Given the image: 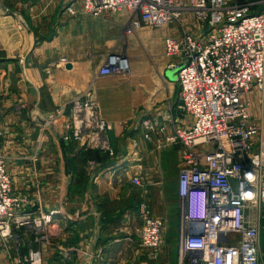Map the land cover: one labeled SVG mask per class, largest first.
Wrapping results in <instances>:
<instances>
[{"label":"crops","instance_id":"crops-1","mask_svg":"<svg viewBox=\"0 0 264 264\" xmlns=\"http://www.w3.org/2000/svg\"><path fill=\"white\" fill-rule=\"evenodd\" d=\"M134 17L86 15L81 0H0V157L12 194L54 211L45 243L31 237L43 264H179L182 149L161 146L157 131L144 141L140 123L148 118L166 133L171 124L190 125L176 109V74L162 57L164 39L180 31L143 26L125 38ZM123 52L128 74H97L108 55ZM249 95L256 94L243 96L248 106ZM76 102L95 104L111 125L103 146L93 132L71 137ZM140 205L164 221L154 261L138 241ZM17 251L3 242L0 264L16 263Z\"/></svg>","mask_w":264,"mask_h":264},{"label":"built area","instance_id":"built-area-1","mask_svg":"<svg viewBox=\"0 0 264 264\" xmlns=\"http://www.w3.org/2000/svg\"><path fill=\"white\" fill-rule=\"evenodd\" d=\"M261 6L254 12L255 6ZM90 16L127 11L135 16L128 33L140 27L178 23L180 37L164 41L170 70L179 86L176 109L188 127L164 126L145 119L144 139L157 131L162 145L182 149L178 175L181 198L179 264H264V130L251 118L243 96L257 92L264 107V0H81ZM192 17L193 30L182 26ZM190 17V18H191ZM65 62L64 59L60 60ZM129 61L110 54L99 76L126 75ZM70 114L71 137L93 132L101 139L111 125L95 104L76 102ZM140 186L138 177L132 178ZM15 196L0 157V237L10 230H33L34 242L47 239L54 211L32 208ZM138 241L151 259L161 246L164 221L140 207ZM39 264L36 254L29 255Z\"/></svg>","mask_w":264,"mask_h":264},{"label":"rangeland","instance_id":"rangeland-1","mask_svg":"<svg viewBox=\"0 0 264 264\" xmlns=\"http://www.w3.org/2000/svg\"><path fill=\"white\" fill-rule=\"evenodd\" d=\"M82 11V10H81ZM120 12H127V11H120ZM120 12H115V13H112V12H110L111 14H120ZM104 13H106V12H104ZM104 13H102V14H104ZM101 14V15H102ZM191 17V16H190ZM189 16L184 20V22L182 23V26L184 27V28H186V29H188V30H193L192 29V26H194L195 25V22H194V20L192 19V17L190 18ZM128 24L129 23H127L126 25H125V27H124V36H125V38L127 37V36H131V34H133V32H130V33H128V31H127V27H128ZM169 25H172L173 26V28L176 30V31H178V29H179V31H180V27L181 26H179L178 25V23H176V24H169ZM169 25H167V27L169 26ZM172 26H170V27H172ZM145 28H147V29H149V30H151V31H153V30H157V29H162V27L161 28H149V27H146V26H144ZM166 27V26H165ZM141 28V27H140ZM135 32V31H134ZM181 33V32H180ZM167 38H169V37H167ZM167 38H165V39H167ZM165 39H164V41H165ZM164 41H163V51H162V57L165 59V66H166V69L168 70H170V68H169V66H170V60L165 56V54H164ZM119 54H123V55H125L124 54V52L123 53H119ZM126 56V55H125ZM127 57V56H126ZM128 58V57H127ZM156 62L157 61V59H154V58H150V63L151 62ZM175 74H176V72L175 71H173ZM116 76H122V74L121 75H116ZM178 88H179V86H178ZM178 94H179V91H178ZM256 97L255 98V100H253L252 98L253 97ZM249 97H250V104H249V106H248V110H249V114H250V116H251V118L258 124V127L261 129H263L264 130V107H262L263 105L261 104V102H260V98H259V96H258V94H256V95H249ZM145 118V117H144ZM143 117H142V119L143 120H145ZM142 120V121H143ZM141 121V122H142ZM141 124V123H140ZM144 141H147L146 139H144V137L142 138ZM33 157V156H32ZM28 159H29V161H30V156H28ZM33 159H34V157L32 158V161H33ZM4 160V159H3ZM4 163H5V161H4ZM6 168V167H5ZM135 177V176H134ZM138 177V180L140 181V180H142V178H141V176H137ZM140 185H141V181H140ZM39 207V206H38ZM37 207V208H38ZM140 207H141V205H140ZM42 211V210H41ZM44 212V211H43ZM48 231V230H47ZM33 234V230L32 229H29V228H24V227H20V228H15V226H13L12 228H11V230H10V235L8 236V237H6L5 239H2L1 237H0V247L2 246V244H3V242L4 243H6V245L8 246V245H11L12 246V244H15L16 246H20V251L18 252L17 251V253L16 254H13V255H11V257H18V259H17V261H16V263H14V264H32L30 261H29V255L30 254H36L38 257H39V264H43V262L42 261H40V256H39V254L36 252V251H33L32 249H31V246H30V243H31V237L34 239V236L32 235ZM47 238H48V234H47ZM47 239L44 237H42V240L40 241H37V242H35V244H44L45 243V241H46ZM177 240H178V237H177ZM32 242H33V240H32ZM34 243V242H33ZM159 252H160V249H159ZM159 252H158V254H159ZM147 255H148V253H147ZM149 257V256H148ZM150 258V257H149ZM157 258H158V255L154 258V259H151V261H154V260H157Z\"/></svg>","mask_w":264,"mask_h":264},{"label":"bare ground","instance_id":"bare-ground-1","mask_svg":"<svg viewBox=\"0 0 264 264\" xmlns=\"http://www.w3.org/2000/svg\"><path fill=\"white\" fill-rule=\"evenodd\" d=\"M253 94H258L257 92H253ZM258 96H259V94H258ZM36 264H38V263H36Z\"/></svg>","mask_w":264,"mask_h":264}]
</instances>
